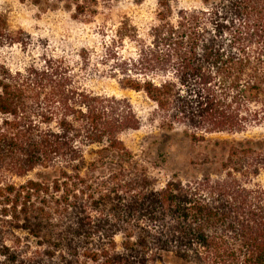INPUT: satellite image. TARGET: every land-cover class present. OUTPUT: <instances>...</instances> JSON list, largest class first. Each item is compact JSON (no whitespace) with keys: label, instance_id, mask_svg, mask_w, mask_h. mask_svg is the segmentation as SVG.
<instances>
[{"label":"trees","instance_id":"obj_1","mask_svg":"<svg viewBox=\"0 0 264 264\" xmlns=\"http://www.w3.org/2000/svg\"><path fill=\"white\" fill-rule=\"evenodd\" d=\"M142 6L148 0H128ZM116 0H71L74 18ZM143 38L129 19L110 59L193 144L264 124V0H155ZM138 46L126 59L117 45ZM18 39L0 16V46ZM142 121L129 99L97 95L64 64L0 62V264H264V150L216 142L220 161L161 183L122 136ZM19 181V182H17Z\"/></svg>","mask_w":264,"mask_h":264},{"label":"rangeland","instance_id":"obj_2","mask_svg":"<svg viewBox=\"0 0 264 264\" xmlns=\"http://www.w3.org/2000/svg\"><path fill=\"white\" fill-rule=\"evenodd\" d=\"M71 0H0L3 16L10 32L18 39L14 45L0 46V62L12 71L29 67L44 68L61 64L69 67L76 85L97 95L129 99L142 121L139 132L122 136L123 142L135 154H149L150 162L157 165L154 173L161 183L179 175L189 179L195 175L191 163H202L207 158L220 161L223 155L216 151L215 143L222 141L251 140L257 150H264V124L242 135L216 134L205 142L193 144L188 130L164 126L163 114L143 94L123 90V75L115 68L110 54L115 51L114 41L121 23L129 19L132 25L147 38L155 23L156 2L148 0L136 6L128 0H116L111 8H98L95 15L74 18ZM180 8L201 7L202 0H177ZM126 59L134 58L138 46L124 41L117 45ZM19 182V181H17ZM264 186V175L258 180ZM165 264H185L168 256Z\"/></svg>","mask_w":264,"mask_h":264}]
</instances>
